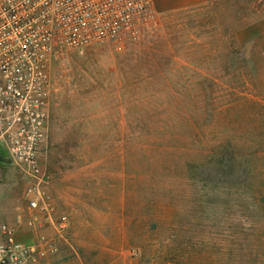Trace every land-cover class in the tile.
I'll return each mask as SVG.
<instances>
[{
  "label": "rangeland",
  "instance_id": "obj_1",
  "mask_svg": "<svg viewBox=\"0 0 264 264\" xmlns=\"http://www.w3.org/2000/svg\"><path fill=\"white\" fill-rule=\"evenodd\" d=\"M69 68L39 151L57 257L264 264V0L155 11ZM28 188L0 152V224Z\"/></svg>",
  "mask_w": 264,
  "mask_h": 264
},
{
  "label": "built area",
  "instance_id": "obj_2",
  "mask_svg": "<svg viewBox=\"0 0 264 264\" xmlns=\"http://www.w3.org/2000/svg\"><path fill=\"white\" fill-rule=\"evenodd\" d=\"M154 13L151 0H0V152L29 184L28 208L48 224L54 217L39 151L59 69H70L74 52L148 27ZM67 227L60 222L58 234ZM57 250L46 235L22 243L0 224V264H32Z\"/></svg>",
  "mask_w": 264,
  "mask_h": 264
},
{
  "label": "crops",
  "instance_id": "obj_3",
  "mask_svg": "<svg viewBox=\"0 0 264 264\" xmlns=\"http://www.w3.org/2000/svg\"><path fill=\"white\" fill-rule=\"evenodd\" d=\"M153 8L160 15H170L174 13H180L186 10L199 8L209 2V0H151ZM21 209V208H20ZM15 209L13 216L10 217L12 220L11 227L16 232V239L22 243H31L37 241L40 235H50L52 228L48 225L42 216L29 208L26 209V214L23 215L24 210ZM18 217V218H16ZM8 220V219H7ZM57 247V244H55ZM46 253L40 257L36 255V262L32 264H39L44 262L45 264H73L60 260L57 257V253Z\"/></svg>",
  "mask_w": 264,
  "mask_h": 264
}]
</instances>
